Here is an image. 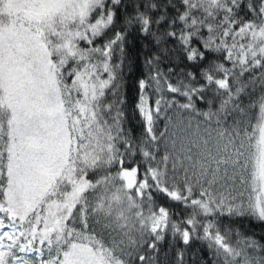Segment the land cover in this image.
Listing matches in <instances>:
<instances>
[{
  "label": "snow or ice",
  "instance_id": "obj_1",
  "mask_svg": "<svg viewBox=\"0 0 264 264\" xmlns=\"http://www.w3.org/2000/svg\"><path fill=\"white\" fill-rule=\"evenodd\" d=\"M0 264H264V0H0Z\"/></svg>",
  "mask_w": 264,
  "mask_h": 264
},
{
  "label": "trees",
  "instance_id": "obj_2",
  "mask_svg": "<svg viewBox=\"0 0 264 264\" xmlns=\"http://www.w3.org/2000/svg\"><path fill=\"white\" fill-rule=\"evenodd\" d=\"M256 231L259 232V228H257Z\"/></svg>",
  "mask_w": 264,
  "mask_h": 264
}]
</instances>
